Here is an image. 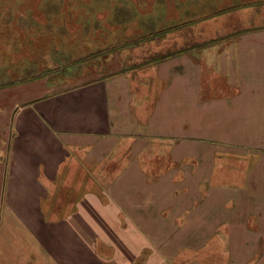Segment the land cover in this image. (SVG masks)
Listing matches in <instances>:
<instances>
[{
	"label": "crops",
	"instance_id": "1",
	"mask_svg": "<svg viewBox=\"0 0 264 264\" xmlns=\"http://www.w3.org/2000/svg\"><path fill=\"white\" fill-rule=\"evenodd\" d=\"M256 20L228 45L181 49L145 83L38 84V106L12 109L0 132V264H182L187 251L186 264H264V10ZM156 143L167 165L149 160ZM124 151L110 180L91 174ZM80 171L115 203H92L84 176L78 208L46 220L51 186Z\"/></svg>",
	"mask_w": 264,
	"mask_h": 264
},
{
	"label": "rangeland",
	"instance_id": "2",
	"mask_svg": "<svg viewBox=\"0 0 264 264\" xmlns=\"http://www.w3.org/2000/svg\"><path fill=\"white\" fill-rule=\"evenodd\" d=\"M243 3L254 8L253 17L243 16L244 22L238 15ZM238 9L241 11L236 12ZM260 10H264V1L258 0H0V132L12 109L38 106L40 83L57 85L59 95L117 75L145 83L157 77V66L183 48H206L203 46L214 42L228 45L239 29L261 26L256 20ZM152 92L156 96L154 89ZM4 147L0 133V165ZM153 148L154 159L149 160L162 164L163 145L156 143ZM129 153H113L104 165L92 164L91 174L101 168L110 180L118 170L116 162ZM173 157L168 163L175 170L167 171L179 176ZM159 167L151 170L154 176L163 172ZM73 175L74 183L64 185L60 178L51 186L43 204L46 220H59L78 208L84 176L95 184L90 187L95 197L92 203L97 207L115 203L105 194L113 186L97 184V176L88 172ZM205 189L204 183L203 195ZM185 254L182 264L194 257L189 251Z\"/></svg>",
	"mask_w": 264,
	"mask_h": 264
}]
</instances>
